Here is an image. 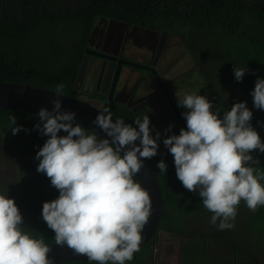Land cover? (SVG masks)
I'll use <instances>...</instances> for the list:
<instances>
[{"label":"clouds","instance_id":"obj_1","mask_svg":"<svg viewBox=\"0 0 264 264\" xmlns=\"http://www.w3.org/2000/svg\"><path fill=\"white\" fill-rule=\"evenodd\" d=\"M198 49L201 48L193 44L191 51L193 55H201L203 61L213 53ZM233 72L240 82L246 70L234 67ZM219 76L229 91L223 73ZM82 80L83 88L92 87L90 76ZM64 87L57 85L54 95L62 97ZM76 93H83L84 98L74 99L90 104L85 98L90 95L88 92L80 88ZM250 95L254 107L264 111V79L255 81ZM175 96L177 107L186 109L181 115L187 130L181 129L179 135L165 138L163 145L167 150L159 153L157 141L161 134L156 132L153 137L148 115L137 118L133 127L121 118L113 121L111 111L105 107L92 121L107 137L100 138L94 131H86L74 123L75 112H61L60 99L51 101V111L39 110V122L34 129L47 139L36 153L35 159L39 161L36 171L45 174L59 192L58 198L43 203L41 215L54 232L57 245H66L73 254L86 256L90 264L131 261L142 248L141 233L151 215L149 193L133 177L143 167V160L157 153L163 160L174 162L182 186L190 192L198 191L203 207L212 215L187 225L181 232L167 234L159 227L150 240L152 246L144 245L150 248V256L142 264H171L172 257L167 252L170 247L174 251L173 264H183L185 250L197 251V241L206 237L201 232L206 219L211 217L212 225L219 220V230L231 229L234 224L230 221L235 220L242 201L253 212L264 206V185L260 183L264 174L248 166L259 163L251 153L257 150L264 153V142L250 123L253 113L246 102L233 104L230 111L229 106L223 107L225 114L221 119L205 96L177 91ZM9 119L12 125L16 124L14 116ZM171 127L165 132L171 131ZM22 130L16 126L11 132L16 135ZM61 132L66 135H58ZM163 160L156 167L165 174L167 165ZM22 224L23 217L15 201L0 194V264H54L43 239L23 232ZM160 236L164 241L158 243ZM207 245L210 251V243ZM205 247L206 241L202 250ZM231 247L227 241L222 246L228 254ZM241 255L243 261L239 262L234 253L225 264H264V257L248 249ZM213 264L219 262L213 260Z\"/></svg>","mask_w":264,"mask_h":264},{"label":"trees","instance_id":"obj_2","mask_svg":"<svg viewBox=\"0 0 264 264\" xmlns=\"http://www.w3.org/2000/svg\"><path fill=\"white\" fill-rule=\"evenodd\" d=\"M95 17L165 31L196 44L201 48L198 51L221 52L227 57L222 73L232 96L223 100V107L229 106L230 111L233 104L246 102L253 113L250 123L264 142V111L254 107L250 95L255 81L264 79V0H0V83L51 92L63 84L62 95L77 98L75 79ZM234 67L246 70L240 82L234 78ZM93 98L104 100L103 95ZM106 108L113 120L121 118L133 127L137 118L142 119L121 106L110 104ZM10 116L15 117V125ZM38 122L36 114L0 109V167L17 173L13 181L0 180V194L15 201L23 217L22 231L51 245L56 244L55 234L42 219V205L58 198L59 192L45 174L36 171V153L47 139L34 129ZM16 126L27 131L13 135L11 129ZM251 155L259 163L248 166L264 174V153L257 150ZM161 160L158 153L150 159L164 204L159 230L181 232L212 215L203 207L198 191L190 192L182 186L174 162L163 160L167 171L160 172L156 165ZM260 183L264 185V180ZM257 218L261 232L256 243L264 247V206L257 208ZM149 256L150 248L144 246L126 264H142Z\"/></svg>","mask_w":264,"mask_h":264},{"label":"flooded vegetation","instance_id":"obj_3","mask_svg":"<svg viewBox=\"0 0 264 264\" xmlns=\"http://www.w3.org/2000/svg\"><path fill=\"white\" fill-rule=\"evenodd\" d=\"M141 28L154 34L143 32ZM85 50L91 54L83 78L90 76L93 85L83 88L82 80L80 88L92 97L89 103L102 108L110 104L121 106L142 118L148 115L153 137L156 132L161 134L157 141L158 153L167 150L163 145L165 138L179 135L181 129L187 130L186 120L181 115L186 109L177 107L176 91L205 96L213 104L214 113L221 119L225 114L224 96L216 84L211 83L212 73H208L202 56L193 55L186 43L174 34L95 17L84 53ZM186 54H189L190 64L174 72L185 61ZM117 68L113 99L108 101ZM170 68L174 69L173 73L168 71ZM77 94V98H84L83 93ZM95 95H103L104 100L94 99ZM170 125L171 131L165 132Z\"/></svg>","mask_w":264,"mask_h":264},{"label":"water","instance_id":"obj_4","mask_svg":"<svg viewBox=\"0 0 264 264\" xmlns=\"http://www.w3.org/2000/svg\"><path fill=\"white\" fill-rule=\"evenodd\" d=\"M141 31L148 34L153 33L147 32L142 28ZM161 35L164 36L165 33L163 32L161 33ZM90 54L91 53L89 51L85 50V53L81 59L79 70L75 79V91H80L81 82L85 72V66ZM123 63L126 64L125 62ZM117 72L118 68L115 73L108 101H112L113 99L112 94L115 87ZM54 99L61 100V112L67 111L76 113V116L74 118L75 124H79L89 131H94L101 138H107L105 136V133H103L98 127L92 124V121L95 119V117L100 112H103L105 106L102 109H97L79 99L69 98L66 96L57 97L54 95V92L48 90L33 88L28 85L0 83V109L19 112L21 111L37 115L41 108H45L51 111L53 107L51 101ZM168 101L170 104H172L171 100ZM174 111L179 117L176 109H174ZM136 143L137 145L139 144L138 141ZM135 178L137 182L140 183L146 191H148L151 199V215L149 217L148 223L145 225L141 233L143 238L140 245L141 248L144 245L152 246L150 240L159 228L160 221L163 216V200L158 180L150 159L143 160V167L136 174ZM47 246L50 248V252L48 254L49 259H51L54 263L73 261L89 262L86 256L73 254L72 250L69 249L66 245L59 246L57 244H52Z\"/></svg>","mask_w":264,"mask_h":264},{"label":"rangeland","instance_id":"obj_5","mask_svg":"<svg viewBox=\"0 0 264 264\" xmlns=\"http://www.w3.org/2000/svg\"><path fill=\"white\" fill-rule=\"evenodd\" d=\"M184 43H186L187 50L191 51L193 43H187L186 41H184ZM223 50L225 49H220V51ZM184 57L185 61L180 66L176 67L175 70L173 68H170L168 71L173 73V70L174 72H176L179 68H182L185 65H189V54H186ZM226 59L227 57H223V54L219 51H213L211 55L206 56L204 59V64L208 70V73H212L211 83L216 84L218 90L224 96L223 100L228 97L229 93L221 84L219 75L222 74L224 70L223 66L227 63ZM16 178L17 173L13 169L6 170L5 167H0V180L10 182L15 180ZM239 205L240 207L237 208V215L235 217V220L230 221V223L234 224V227H232L231 229L219 230V220L217 221L216 225H212L210 223L211 217L204 221L205 223L201 232L206 237L202 238L203 241H197V251L185 250L183 254V264H207L208 260L209 264H213V260H217L219 264H225L228 261L230 255L234 253L237 254L238 261L240 262L244 260L242 259L241 254L245 249H248L250 252L264 257V247H260V245L256 243L257 235L261 232V230L258 229L256 225V222L259 221L257 218V211H250L243 201L242 204L240 203ZM163 241V236H160V238L158 239V243ZM205 241L206 247L205 250H202L201 247ZM226 241L232 245V247L229 249L230 254H228L227 251L222 248V246L225 245ZM208 243H210V251L209 246L207 245ZM237 248H239L238 252ZM260 249L262 251L258 252V250ZM167 252L169 253V257H172L170 263L173 264L174 257L171 256L174 252L173 248L170 247ZM248 255L251 256L249 253Z\"/></svg>","mask_w":264,"mask_h":264},{"label":"crops","instance_id":"obj_6","mask_svg":"<svg viewBox=\"0 0 264 264\" xmlns=\"http://www.w3.org/2000/svg\"><path fill=\"white\" fill-rule=\"evenodd\" d=\"M161 260H162V262H165V258H164V257H162V259H161Z\"/></svg>","mask_w":264,"mask_h":264}]
</instances>
